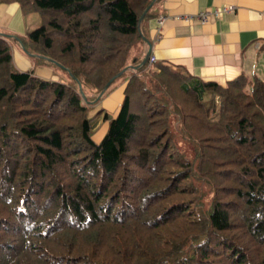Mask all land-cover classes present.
Here are the masks:
<instances>
[{
    "label": "trees",
    "instance_id": "obj_1",
    "mask_svg": "<svg viewBox=\"0 0 264 264\" xmlns=\"http://www.w3.org/2000/svg\"><path fill=\"white\" fill-rule=\"evenodd\" d=\"M5 1L41 24L0 33V264H264V75L140 66L155 0Z\"/></svg>",
    "mask_w": 264,
    "mask_h": 264
},
{
    "label": "crops",
    "instance_id": "obj_2",
    "mask_svg": "<svg viewBox=\"0 0 264 264\" xmlns=\"http://www.w3.org/2000/svg\"><path fill=\"white\" fill-rule=\"evenodd\" d=\"M233 6L232 12L216 10ZM209 12L203 22L200 12ZM154 14L146 25L145 57L151 52L157 62L176 70H183L204 81H215L223 86L240 75H264V0H155ZM23 14L18 2L0 0V33L25 35L38 25V18ZM165 18L158 28V19ZM22 43L12 41L13 58L17 69L29 71L34 63L21 50ZM35 74L60 80L59 72L47 67L34 68ZM131 73H126L114 89L95 106L109 117H116L124 99V91ZM103 117V120H101ZM92 136L99 143L105 136L109 121L104 113L96 118Z\"/></svg>",
    "mask_w": 264,
    "mask_h": 264
},
{
    "label": "built area",
    "instance_id": "obj_3",
    "mask_svg": "<svg viewBox=\"0 0 264 264\" xmlns=\"http://www.w3.org/2000/svg\"><path fill=\"white\" fill-rule=\"evenodd\" d=\"M234 9L235 8L233 6H225L220 10H216V13L218 15H220L222 12H232V11H234ZM198 16L203 22H206L209 18V12L208 11L200 12ZM164 21H165L164 17L158 19V21H157L158 26H159L158 28H160L163 25ZM156 63H157V59L155 58V56L150 55L148 58V66H151V65L154 66Z\"/></svg>",
    "mask_w": 264,
    "mask_h": 264
},
{
    "label": "rangeland",
    "instance_id": "obj_4",
    "mask_svg": "<svg viewBox=\"0 0 264 264\" xmlns=\"http://www.w3.org/2000/svg\"><path fill=\"white\" fill-rule=\"evenodd\" d=\"M32 17H34V18H38V25L36 26V28L38 27V26H40V24H41V16H40V14L39 13H33L32 15H31ZM35 29V28H34ZM21 50L26 54V56L30 59L31 57H30V55H28V53L21 47ZM33 62V61H32ZM17 66V65H16ZM18 67V66H17ZM150 68H152L153 67V65H151V66H149ZM138 69V68H137ZM21 71H24V70H21ZM133 71H135V70H133ZM133 71H132V68H129V70L127 71V72H129V73H133ZM57 72H59L60 73V76L62 77V78H60V80L61 79H65V78H67V76H66V74H64L62 71H57ZM101 120H103V117H101ZM95 121H96V119H95ZM102 128H103V126H100L96 131H94L93 132V135L92 136H95V135H97V133H99L101 130H102Z\"/></svg>",
    "mask_w": 264,
    "mask_h": 264
},
{
    "label": "water",
    "instance_id": "obj_5",
    "mask_svg": "<svg viewBox=\"0 0 264 264\" xmlns=\"http://www.w3.org/2000/svg\"><path fill=\"white\" fill-rule=\"evenodd\" d=\"M144 15H145V14H143V16L141 17V21H142V19L144 18ZM150 55H151V52H150V51L147 52L146 57L144 58V60H143V62L141 63L140 66H143V65L148 61V58H149ZM140 66H139V67H140ZM139 67H137V66H136V67H133L132 70H135V69H137V68H139ZM128 70H129V68H126L123 72H121V73L118 75V77H119L120 75H122L123 73L127 72ZM111 82H112V81H110V82L104 87V90H103V91H105V90L110 86Z\"/></svg>",
    "mask_w": 264,
    "mask_h": 264
}]
</instances>
